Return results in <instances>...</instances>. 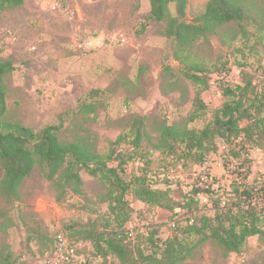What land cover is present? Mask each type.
Returning a JSON list of instances; mask_svg holds the SVG:
<instances>
[{"label":"rangeland","instance_id":"1","mask_svg":"<svg viewBox=\"0 0 264 264\" xmlns=\"http://www.w3.org/2000/svg\"><path fill=\"white\" fill-rule=\"evenodd\" d=\"M235 1L247 10L248 19L196 41L190 52L210 82L201 95L206 109L194 119L199 86L181 74L166 23L151 19L150 0H25L16 9L0 12V58L15 66L7 78L6 119L34 131L57 126L61 142L85 139L102 154L123 150L127 163L120 177L130 184L125 199L133 208L125 228L136 242L154 229L155 240L171 237L176 219L215 216L216 197L205 192L193 196L197 189L210 187L224 200L236 202L231 192L248 187L258 191L254 198L261 205L264 150H250V164L243 167L242 161L228 156L222 140L203 165L183 159L184 145L160 151L153 147L164 124L201 130L213 119L226 101L217 74L222 70H229L223 80L230 86L242 85L243 74L264 84V0ZM208 2L188 0L183 19L195 23ZM170 9L175 15V5ZM139 125L143 137L137 149ZM3 176L0 166V183ZM82 178V193L67 189L59 200L62 190L38 165L23 181L19 198L7 199L0 188V264H67L54 249L57 236L78 243L72 245L70 264H120L83 239L86 232L105 230L107 223L109 230L116 228L112 186L85 171ZM141 183L168 190L191 210L177 208L172 215L137 200ZM141 241L150 248L145 238ZM179 264H264V243L254 236L240 253L225 256L210 240Z\"/></svg>","mask_w":264,"mask_h":264},{"label":"trees","instance_id":"2","mask_svg":"<svg viewBox=\"0 0 264 264\" xmlns=\"http://www.w3.org/2000/svg\"><path fill=\"white\" fill-rule=\"evenodd\" d=\"M24 2L25 0H0V12L16 9ZM187 3L188 0H150V13L152 20L166 23L165 33L173 41L174 56L180 62L181 74L199 86L192 114L194 119L200 115V110L206 109L201 95L210 88V82H206V78L199 72V63L191 57L190 52L195 42L215 34L225 25L241 24L248 16L247 10L235 0H209L205 12L195 23H189L183 19ZM171 5L176 7L175 15L171 12ZM141 33L142 31L139 32ZM14 70L12 61L0 58V166L4 171L0 188L4 197L10 200L19 198V188L37 165L44 177L62 190L58 200L65 195L67 189L82 193L83 171L107 182L112 186L111 195L114 200L110 201V206L116 215L117 226L109 230L111 225L107 223L105 230L86 232L83 239L90 240L101 256L113 255L120 264H179L192 257L210 240L225 256L240 253L247 240L254 236H258L260 242L264 243V208L247 203L258 194V191L248 187H238L231 192L236 194V202L224 200L219 192L215 194V190L210 187L208 190L197 189L192 193L193 196L205 192L211 199L216 197L215 216L203 215L193 220L176 219L173 220L171 237L155 240L158 231L154 229L146 237L140 236L136 242L134 235L130 237L133 232L125 228L133 208L125 199L130 184L120 177V173L124 171L123 166L127 163L121 154L123 150L117 147L102 154L85 139L61 142L57 126L34 131L21 123L8 121L5 117L9 89L7 78ZM228 71L226 68L217 74L222 76ZM241 80L242 85L230 86L221 79L226 101L215 110L213 119L203 129L194 130L164 124L160 128L159 143L153 147L160 151L174 150L176 145H184L183 159L191 165H203L208 155L217 151L216 141L222 140L228 145V156L242 161L243 167L250 164V150H264V84H255L247 74H243ZM142 137V125H139L135 134V148H140ZM233 145L241 149L235 150ZM114 163L117 165L113 166ZM136 193L137 200L145 204H155L172 215L177 213V208L191 210L171 198L168 190L146 188L141 183ZM243 202H246L244 207L241 205ZM186 215L187 212L184 213ZM150 228L153 226L148 227ZM143 238L150 248L144 246V241L140 242ZM67 239L71 245L78 244L68 236ZM4 264L8 262L5 261Z\"/></svg>","mask_w":264,"mask_h":264},{"label":"built area","instance_id":"3","mask_svg":"<svg viewBox=\"0 0 264 264\" xmlns=\"http://www.w3.org/2000/svg\"><path fill=\"white\" fill-rule=\"evenodd\" d=\"M227 73H223L222 76H218L221 79H226ZM219 78V79H220ZM251 202L253 206L258 205L262 208H264V193L262 194L261 198V205L258 204V199L252 198L251 200L247 201V203ZM242 207L246 205V202H243ZM133 234H130V237H132ZM56 254L59 253V256L63 259L64 262H67V264L72 263V256L74 255V249L68 239L62 238L61 236H57V246H56Z\"/></svg>","mask_w":264,"mask_h":264}]
</instances>
